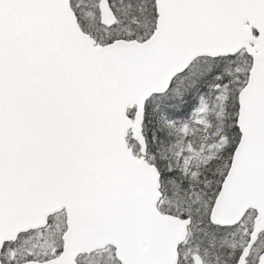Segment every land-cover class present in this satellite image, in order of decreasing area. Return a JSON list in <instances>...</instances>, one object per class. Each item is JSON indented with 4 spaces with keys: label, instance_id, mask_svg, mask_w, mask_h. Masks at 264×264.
<instances>
[{
    "label": "snow or ice",
    "instance_id": "6c2138e0",
    "mask_svg": "<svg viewBox=\"0 0 264 264\" xmlns=\"http://www.w3.org/2000/svg\"><path fill=\"white\" fill-rule=\"evenodd\" d=\"M0 264H264V0H0Z\"/></svg>",
    "mask_w": 264,
    "mask_h": 264
}]
</instances>
